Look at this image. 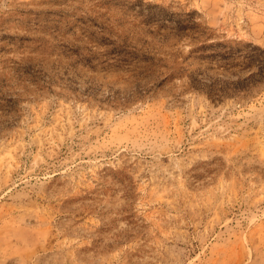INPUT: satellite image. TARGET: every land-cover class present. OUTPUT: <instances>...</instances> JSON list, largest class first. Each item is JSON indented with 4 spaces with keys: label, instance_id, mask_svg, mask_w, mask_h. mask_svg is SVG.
Returning a JSON list of instances; mask_svg holds the SVG:
<instances>
[{
    "label": "rangeland",
    "instance_id": "1",
    "mask_svg": "<svg viewBox=\"0 0 264 264\" xmlns=\"http://www.w3.org/2000/svg\"><path fill=\"white\" fill-rule=\"evenodd\" d=\"M0 264H264V0H0Z\"/></svg>",
    "mask_w": 264,
    "mask_h": 264
}]
</instances>
